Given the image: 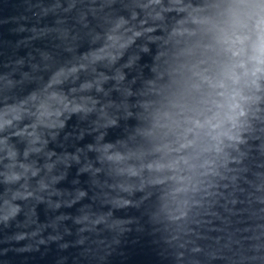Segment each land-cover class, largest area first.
<instances>
[{
	"label": "clouds",
	"instance_id": "clouds-1",
	"mask_svg": "<svg viewBox=\"0 0 264 264\" xmlns=\"http://www.w3.org/2000/svg\"><path fill=\"white\" fill-rule=\"evenodd\" d=\"M41 14L54 23L21 26L32 33L21 43L54 47L0 69V225L24 229L7 240H36L18 250L39 251L62 240L68 219L77 244L84 233L123 235L145 221L166 222L176 225L169 241L180 249L176 261L221 264L226 254L202 243L220 182L232 186L234 207L245 185L254 189L247 198L264 205L255 195L261 165L255 180L240 167L250 154L264 155V0H53ZM73 118L85 126L68 131ZM87 136L91 142L64 148ZM73 165L99 193L56 187ZM39 204L53 212L80 204L79 214L40 222ZM261 227L257 219L247 249L236 242L240 251L227 254L232 264H264ZM48 228L57 234L45 237Z\"/></svg>",
	"mask_w": 264,
	"mask_h": 264
},
{
	"label": "water",
	"instance_id": "water-1",
	"mask_svg": "<svg viewBox=\"0 0 264 264\" xmlns=\"http://www.w3.org/2000/svg\"><path fill=\"white\" fill-rule=\"evenodd\" d=\"M52 2L53 0H0V69H2L3 64L7 61H15L21 57L27 58V54L34 52L35 48L47 47L52 49L54 47L49 40H35L28 44L21 43L32 33L29 31H19L21 26L31 28L32 26L42 27L44 25H52L55 17L52 14L42 17L41 14V6ZM88 2L89 0H85V3ZM117 10H120L119 5H117ZM97 23H102V21H93V26H96ZM86 41L87 38L85 37L84 47H87ZM56 54L57 56H62L59 52ZM37 59H39L38 55ZM73 126L84 127L85 125H78L76 119L73 118L68 131H72ZM91 140L92 137L87 136L84 141L77 142L70 138L63 143L64 148L68 151H73L77 143L82 145L91 142ZM50 147L56 146L50 145ZM56 150L59 152L62 149L56 147ZM242 150L247 151V148L245 147ZM257 163L261 165L259 169L260 178L255 180L252 173L255 172V165ZM244 166L250 170L249 175L251 179L262 185L261 191L255 193V195L264 200V155L250 154L244 158L243 164L240 167ZM74 180H79V183L74 184ZM220 183V191L223 192V195H218L214 198L216 203L212 210L216 215L210 217L211 222L204 228L205 240L202 243L206 251H216L226 254L225 260L221 264H232L227 259V254L238 253L240 251L236 244L237 241H241L245 249L248 248L251 242H254L255 235L257 234L255 228L257 219L260 225H262L258 231L260 236L258 242L264 245V205H257L252 199L247 198V194L254 192V189L248 188L245 185V192L243 194L240 192L234 193L243 202L234 207L230 203L232 199V195H230L232 193V186L229 185V188L225 190L222 185L223 183H227V181ZM56 187L68 192H74L75 188H84L88 190L89 197L100 191L99 188L91 185L88 174L77 176L76 165L68 169L66 179L57 184ZM70 198V196H64L62 199ZM52 199L57 200L61 198L53 197ZM88 202V199H86L82 203ZM31 204L32 202H29L25 207V211H28ZM99 206V200H97L94 207L99 208ZM79 208L80 204H76L71 208L61 207L59 210L53 212L46 205L39 204L36 206V212L40 222H45L61 213L70 214L72 217H75L79 214ZM237 208L239 211H237ZM18 219L23 221L25 219L24 214L22 213ZM248 225H251V231L246 233L244 229ZM65 228L70 230V235L64 233ZM175 229L176 225L174 224L165 222L152 225L145 221L143 222L142 230L137 231L134 228L133 231L123 235H120L118 232L104 230L84 233L83 235L87 237L85 242L77 244L76 241L80 239V236L77 234V225L73 223L72 219H68L61 223L58 230L62 236V240L50 242L47 245H39V251L22 252L18 249L26 244L35 245L36 240L29 239L20 243L7 240V237L24 229H18L15 224L9 228H4L0 225V264H183V262L176 261L175 258L177 251L180 250L176 242H169L175 233ZM49 234L56 235L57 233L52 228H48L43 235L47 237ZM116 241H119V243ZM62 243H68L69 247L61 249L59 245ZM262 252H264V249H262ZM203 264H212V262L205 258Z\"/></svg>",
	"mask_w": 264,
	"mask_h": 264
}]
</instances>
